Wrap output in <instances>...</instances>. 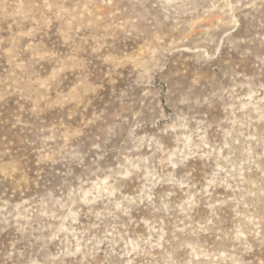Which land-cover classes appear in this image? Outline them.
<instances>
[{"label": "rangeland", "instance_id": "obj_1", "mask_svg": "<svg viewBox=\"0 0 264 264\" xmlns=\"http://www.w3.org/2000/svg\"><path fill=\"white\" fill-rule=\"evenodd\" d=\"M0 264H264V0H0Z\"/></svg>", "mask_w": 264, "mask_h": 264}]
</instances>
